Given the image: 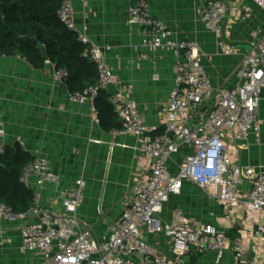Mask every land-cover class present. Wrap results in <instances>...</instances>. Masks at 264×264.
<instances>
[{
    "label": "built area",
    "instance_id": "obj_1",
    "mask_svg": "<svg viewBox=\"0 0 264 264\" xmlns=\"http://www.w3.org/2000/svg\"><path fill=\"white\" fill-rule=\"evenodd\" d=\"M251 1L264 11V0ZM229 9L226 0H208L198 13L205 27L219 35ZM58 15L67 27L79 33L99 75L96 87L73 94L72 100L90 101L91 117L100 124L94 99L100 89L116 85L110 102L122 128L115 132L136 138L146 171L136 175L133 197L107 235H96L80 218L84 177L76 181L72 190L61 192L55 209L34 203L27 211L19 212L0 202V220L19 226L22 248L35 254L39 264H185L189 255L210 251L222 255L227 250L233 251L236 264H264V171L240 165V146L235 145L261 131L264 34L252 42L251 51L243 54L235 72V87H215L196 42L174 38V31L153 15L149 3L132 5L127 24L140 27L141 46L150 52L171 51L176 60L167 116L162 132L157 133V127L146 124L132 97L133 83L116 79L107 62L111 45L94 43L86 32L77 30L71 0L64 1ZM218 45L225 54L237 52L224 42ZM67 74L66 69H61L55 70L53 76L61 81ZM6 135L0 115V163L7 151ZM178 155L181 159L175 162ZM21 181L31 189L42 190L48 185L59 186L61 176L50 159L40 154L25 168ZM185 182L211 193L223 207L226 221L240 223L241 234L232 237L215 224L192 222L180 208L170 221H163L166 204L182 192ZM144 231L163 235L170 244L169 251L159 250L144 237Z\"/></svg>",
    "mask_w": 264,
    "mask_h": 264
},
{
    "label": "crops",
    "instance_id": "obj_2",
    "mask_svg": "<svg viewBox=\"0 0 264 264\" xmlns=\"http://www.w3.org/2000/svg\"><path fill=\"white\" fill-rule=\"evenodd\" d=\"M71 1L77 30L86 32L94 43L111 45L107 62L116 79L133 83L132 97L146 124L157 127V133L162 132L167 116L176 60L171 51L150 52L141 46L140 27L127 24L132 5L149 3L153 15L174 31V38L196 42L215 87H235V72L243 54L251 51L252 42L264 34V11L251 0H226L230 9L219 35L205 27L198 13L208 0ZM235 6L237 11L233 10ZM219 41L234 46L237 52L223 53ZM55 70L48 58L43 67H36L23 57L0 53V115L6 126V143L19 145L35 157L47 156L61 176L59 186L48 185L42 190L28 187L38 197L35 203L42 208H57L61 192L72 190L76 181L84 177L86 188L80 218L96 235H107L133 197L134 179L146 171V164L136 138L97 124L91 117V102L73 101V92L65 79H54ZM116 90L117 86L112 85L107 91L111 95ZM260 119L259 135L250 134L245 142L233 143L240 146V165L264 171V93ZM180 159L181 155L176 156L175 162ZM179 208L192 222L212 223L229 233L235 231L236 236L242 232L240 223L227 222L221 204L195 183L185 182L182 192L170 198L162 213L163 221H170ZM143 235L159 250L169 251L170 244L163 235L145 231ZM23 252L19 226L0 220V257L16 258L4 264H33L29 256L23 260ZM185 264H236V258L232 250L222 255L210 251L189 255Z\"/></svg>",
    "mask_w": 264,
    "mask_h": 264
},
{
    "label": "trees",
    "instance_id": "obj_3",
    "mask_svg": "<svg viewBox=\"0 0 264 264\" xmlns=\"http://www.w3.org/2000/svg\"><path fill=\"white\" fill-rule=\"evenodd\" d=\"M65 0H0V53L20 56L36 67H43L46 58L56 70L66 69L65 81L73 94L85 93L98 85L95 62L86 54L79 33L67 27L58 11ZM31 39H36L34 44ZM110 93L100 89L94 99L101 126L108 131L122 128ZM35 156L19 145L7 146L0 163V202L16 211H27L35 203L34 194L21 181L25 168ZM236 237V232L230 233Z\"/></svg>",
    "mask_w": 264,
    "mask_h": 264
},
{
    "label": "rangeland",
    "instance_id": "obj_4",
    "mask_svg": "<svg viewBox=\"0 0 264 264\" xmlns=\"http://www.w3.org/2000/svg\"><path fill=\"white\" fill-rule=\"evenodd\" d=\"M23 249V248H22ZM24 250V249H23ZM25 251V250H24ZM24 253V255H23V260H26V256L28 257H30V258H32V260H34V263L33 264H38V262L40 263V260L38 259V257L37 256H35V255H33V254H31V253H28V252H23ZM7 258V259H6ZM18 258V257H17ZM6 260L8 261H15L16 260V258L14 259V257H0V264H4V262H6ZM11 263V262H10Z\"/></svg>",
    "mask_w": 264,
    "mask_h": 264
},
{
    "label": "water",
    "instance_id": "obj_5",
    "mask_svg": "<svg viewBox=\"0 0 264 264\" xmlns=\"http://www.w3.org/2000/svg\"><path fill=\"white\" fill-rule=\"evenodd\" d=\"M31 41L36 45L38 44V41L36 39H31Z\"/></svg>",
    "mask_w": 264,
    "mask_h": 264
}]
</instances>
